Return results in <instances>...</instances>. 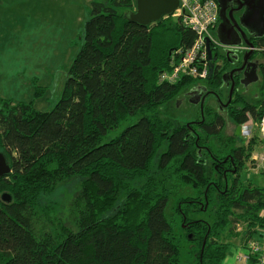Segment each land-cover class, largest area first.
<instances>
[{
	"label": "trees",
	"instance_id": "obj_1",
	"mask_svg": "<svg viewBox=\"0 0 264 264\" xmlns=\"http://www.w3.org/2000/svg\"><path fill=\"white\" fill-rule=\"evenodd\" d=\"M135 8V0L91 3L50 111L0 96V152L12 168L0 179V264H223L225 233L241 224L246 242L264 228V188L241 179L261 144L264 101L250 108L255 127L243 147L219 141L227 121L212 109L202 114L211 120L190 125L167 119L163 108L202 82H159L171 53L190 48L196 33L172 17L131 22ZM207 82L217 86L221 75ZM67 182L80 184L73 226L39 228Z\"/></svg>",
	"mask_w": 264,
	"mask_h": 264
},
{
	"label": "rangeland",
	"instance_id": "obj_2",
	"mask_svg": "<svg viewBox=\"0 0 264 264\" xmlns=\"http://www.w3.org/2000/svg\"><path fill=\"white\" fill-rule=\"evenodd\" d=\"M93 1L0 0V96L3 99L15 103L33 101L40 111L54 108L63 96L68 72L83 43L81 38ZM200 84L207 85V82ZM186 95L179 94L175 101L168 103L162 110L164 116L188 125L210 119L204 118L200 106ZM237 128V123L227 116V125L219 141L229 147L246 146L253 131L251 135L249 131L247 135H237ZM256 147L254 159L260 155L262 143ZM241 179L264 188V169L256 160L250 161L242 170ZM77 186L80 188L79 183ZM77 186L75 182H67L59 188L58 194L49 198L58 204L39 214V228L51 232L53 229L60 231L62 225L73 226ZM174 203L172 200L169 217L173 215ZM245 230L240 224L234 235H223V240L231 246L226 261L244 250ZM187 260L184 255L183 261Z\"/></svg>",
	"mask_w": 264,
	"mask_h": 264
},
{
	"label": "flooded vegetation",
	"instance_id": "obj_3",
	"mask_svg": "<svg viewBox=\"0 0 264 264\" xmlns=\"http://www.w3.org/2000/svg\"><path fill=\"white\" fill-rule=\"evenodd\" d=\"M247 6L248 0L226 1V14L223 15V19L228 20L230 17L234 28L241 34L245 33L246 37H244V39L241 38L243 41V45L241 47L231 48V50H228V48L221 44V46L218 47L214 52V70L211 77L215 73L220 74V84L217 86L200 84L193 89L206 87L208 91L197 93L193 97L189 96V93L193 89L186 93V97H189L193 101L199 100L201 96L205 99L204 108L203 110L201 109V114L204 115L205 108H209L212 109L213 114L218 113L225 115L226 121L227 116L228 119L235 121L238 126L236 132L237 135H240L241 133L247 135L248 131L251 135L255 127V120L250 108L253 107L255 112H258L264 101V53L261 51V45L264 44V38L263 40L256 39V33H253V35L249 34L247 30L241 25L240 18L247 10ZM220 10L221 9L219 6V20L217 24V30L218 27L223 23ZM244 40H246L245 42H247V44H252L253 46H248ZM211 77L209 79H211ZM207 93L210 94L207 95ZM208 101L210 102L209 104ZM198 105L201 108V104ZM227 111L233 112L232 114L234 117H229L230 114H228ZM235 116L247 117V120L238 122L234 120ZM209 120H211V118ZM250 121L253 122L251 130L248 129V124ZM198 122L195 121L192 123ZM228 171L233 170L228 169Z\"/></svg>",
	"mask_w": 264,
	"mask_h": 264
},
{
	"label": "built area",
	"instance_id": "obj_4",
	"mask_svg": "<svg viewBox=\"0 0 264 264\" xmlns=\"http://www.w3.org/2000/svg\"><path fill=\"white\" fill-rule=\"evenodd\" d=\"M180 7L172 17L180 19L186 29L196 33V40L190 48H182L171 53L170 71L159 77L161 84H176L184 78L207 81L211 77V63L208 45L214 53L221 43L217 37L219 5L217 0H179ZM261 51H264L261 48ZM259 139L262 143L260 155L254 159L264 169V113L257 124ZM264 219V210L260 213ZM263 229L262 231H260ZM236 264H264V228L259 227L254 236L248 239L244 250L235 256Z\"/></svg>",
	"mask_w": 264,
	"mask_h": 264
},
{
	"label": "water",
	"instance_id": "obj_5",
	"mask_svg": "<svg viewBox=\"0 0 264 264\" xmlns=\"http://www.w3.org/2000/svg\"><path fill=\"white\" fill-rule=\"evenodd\" d=\"M220 6V15L223 19V15L226 14V1L227 0H217ZM247 1V0H244ZM136 8L133 12L129 13L128 19L131 22L137 23L144 27H149L150 25L162 21L166 16L173 15L174 12L179 9V0H135ZM264 0H248L247 10L244 15L240 18L241 25L247 30L251 35L256 33V39L263 40L264 38ZM227 19V17H226ZM256 30V31H255ZM217 37L220 43L231 50V48H238L243 45V41L246 37L245 33H239L233 26V22L229 17L228 20L223 19V23L218 27ZM236 39V40H235ZM238 39V41H237ZM240 39V40H239ZM247 40V39H246ZM244 40V42L246 41ZM247 44V42H245ZM252 47V44H247ZM209 60L211 63V75L214 70V53L212 52L210 46L208 45ZM206 87H199L193 89L189 96L193 97L197 93L207 92ZM232 93V92H231ZM210 93H207L209 95ZM201 96L199 100L193 101L192 103L198 105L201 104V109L204 108L205 99ZM248 129H252L253 122H249ZM12 172V168L8 163L7 157L3 152H0V179L8 176ZM3 200L6 202H11L12 197L10 194L5 193L2 196Z\"/></svg>",
	"mask_w": 264,
	"mask_h": 264
},
{
	"label": "crops",
	"instance_id": "obj_6",
	"mask_svg": "<svg viewBox=\"0 0 264 264\" xmlns=\"http://www.w3.org/2000/svg\"><path fill=\"white\" fill-rule=\"evenodd\" d=\"M225 262H227L226 264H236V263H234L235 262V257L232 260H230V261L229 260H227V261L225 260Z\"/></svg>",
	"mask_w": 264,
	"mask_h": 264
}]
</instances>
